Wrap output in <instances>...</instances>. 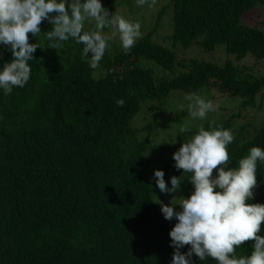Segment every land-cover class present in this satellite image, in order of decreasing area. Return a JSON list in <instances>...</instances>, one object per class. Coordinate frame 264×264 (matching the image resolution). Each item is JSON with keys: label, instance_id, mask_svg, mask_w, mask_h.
Returning <instances> with one entry per match:
<instances>
[{"label": "trees", "instance_id": "obj_1", "mask_svg": "<svg viewBox=\"0 0 264 264\" xmlns=\"http://www.w3.org/2000/svg\"><path fill=\"white\" fill-rule=\"evenodd\" d=\"M257 7L264 8V0H169L130 52L112 48L97 69L89 67L83 45L73 39L49 47L47 20L38 37L29 34V42L40 46L29 61V81L8 95L0 89V264H164L174 248L166 243L170 231L165 232V224L149 234L162 221L156 206L146 203L155 194L144 185L150 140H142L132 123L148 101L177 91L209 98L216 91L243 100L239 113L212 123L234 134L228 167H236L252 146L264 149V120L255 133L237 126L242 111L260 113L257 106H264V71L244 64L248 56L264 61V31L243 19ZM169 8L174 23L170 40L184 49L200 40L208 53L223 45L237 60L224 65L183 61L187 71L173 80H158L141 68V60L169 71L182 65L173 50L154 40ZM11 59L4 48L0 68ZM96 70L105 72L97 77ZM120 99L122 107L116 105ZM157 120L164 122L165 116ZM196 131H186L167 153ZM174 165L164 171V179L171 188V177L181 176L180 190L171 196L187 198L194 190L190 174ZM257 181L254 191L263 190V195L248 203L264 204V163L258 162ZM116 184L125 196L116 197ZM167 222L173 227L177 221ZM258 234L264 235V225ZM252 243L237 248V255L250 254ZM191 260L216 264L195 254Z\"/></svg>", "mask_w": 264, "mask_h": 264}, {"label": "clouds", "instance_id": "obj_2", "mask_svg": "<svg viewBox=\"0 0 264 264\" xmlns=\"http://www.w3.org/2000/svg\"><path fill=\"white\" fill-rule=\"evenodd\" d=\"M136 2L138 6L153 7L157 0ZM261 9L264 8L257 7L250 13ZM45 20L48 21L49 27L52 25V30L44 33L51 42L49 47L57 49L63 42L75 40L83 45V54L88 57V64L92 69L100 66L109 41L115 39L117 33L125 54L130 52L142 35L138 21L126 19L116 11L110 13L101 0H84L83 3L81 0H0V45L6 46L12 55V59L0 68V89H3L6 95L11 94L14 87L23 88L29 81V61L34 59L33 53L40 48L39 44L29 42V34L38 37L41 34L40 26ZM85 21H94L95 28L86 30ZM106 28L113 29L110 35L105 33ZM200 42L195 41L192 46L197 44L200 48ZM189 61L191 60L187 62ZM178 62L182 65L177 66L186 72L187 69L183 65L188 63ZM157 79L174 78L157 76ZM192 93L185 99L190 101L188 110L193 119H204L209 112L217 110L213 101ZM123 105V99L117 100V106ZM259 107L262 113L264 106H257ZM261 113L257 114L254 120L259 126L245 124L242 128L253 133L258 131L264 120ZM161 115L167 117L168 113ZM181 131L186 132L187 129ZM185 132L180 133L170 146L159 149L160 156L169 155L174 159L162 169L153 171L158 159L149 157L153 152L148 156L151 141L146 153L149 178L148 183L144 185L149 184L155 192L153 201L148 199L146 203L156 206L163 221L151 229L149 234L165 224V232L170 231L166 235V243L174 248L169 250L164 264H192L193 254L201 261L212 258L216 264H264V235L258 234L264 225V204L248 203L258 197L254 190L259 186L257 167L258 162L264 163V149L252 146L248 154L238 160L236 167H228V145L234 141V134L230 129L210 123L208 130L199 127L177 151L168 154L167 149L177 146ZM29 138L37 144L35 136L29 135ZM28 146L33 147L30 142ZM172 165L177 170L190 174L188 181L194 189L187 198L179 197L178 204L172 203L175 197L169 204L168 197L180 190L181 176L171 177V188L164 179V171ZM114 190L117 192L116 197L125 196L117 184ZM113 199L117 201L116 198ZM177 205L179 211L175 210ZM173 219L177 222L172 227L167 221ZM87 221L94 225L91 216ZM248 241L254 242L251 253L237 255V248ZM185 246H190L189 250L182 253L181 249Z\"/></svg>", "mask_w": 264, "mask_h": 264}, {"label": "rangeland", "instance_id": "obj_3", "mask_svg": "<svg viewBox=\"0 0 264 264\" xmlns=\"http://www.w3.org/2000/svg\"><path fill=\"white\" fill-rule=\"evenodd\" d=\"M83 3L84 0H81ZM102 5L109 10L110 13H114L115 11L124 16L126 19L131 21H138L141 24V37L137 40L135 45L140 41V39L144 36L146 30H148L154 24L155 17H157L160 11L163 9L164 5H167V0H157L155 6L149 7L148 5L138 6L136 0H101ZM245 25L248 26H258L261 30L264 31V9L257 10L253 13H248L244 17ZM86 30H93L95 28L94 21H85ZM47 30H52V25L50 24V28L46 26ZM105 33L111 34L113 29L106 28L104 29ZM174 33V23H173V8L168 10L164 15L159 33L155 36L154 40L156 43L161 44L168 49H171L175 52L178 61H188L192 59H197L202 62L215 63L219 65H224L227 62H235L237 60L235 55L229 54L223 45H220L215 52L208 53L204 51L202 48H198L197 44L190 47L189 49H184L180 44L175 43L170 40V36ZM6 46L0 45V54H3V50ZM112 48H118L122 50V46L119 40V34L117 33L116 38L109 41V46L107 49V54L109 50ZM88 60V57H86ZM245 65H250L256 69H261L264 71V62L257 61L253 56H248L244 61ZM141 68L145 70H152L154 72L155 78L161 77L166 79H173L175 76L184 72L182 68L177 66L174 72L165 70L163 67L155 64L149 60H141L140 61ZM95 71L96 76H100L105 71L102 70ZM189 94H193L190 92H174L168 98L156 100V101H148L142 105V110L138 114V116L134 119L132 126L134 129L140 132V138L150 139L151 145L149 149L148 156L151 152L152 157L154 159H158L156 164L153 167V171L160 170L163 167L167 166V164L173 161V156L164 155L163 157L159 155V149L164 146H170L175 142L177 136L180 133L185 131H181V129L189 130H198L199 127H205L209 123H215L218 120L223 119V117H227L232 112L239 113L241 110L242 100L240 98L229 99L227 96L221 95L216 91L212 92V96L206 98L203 94L199 93L197 95L201 96L205 100H211L216 105L217 110L214 112H209L204 119L195 118L193 119L189 115L188 105L190 101L185 99V97ZM196 94V93H194ZM227 108V111H223ZM260 109V107H259ZM255 111V112H254ZM168 116L165 117V121H158L157 118L160 114H166ZM261 113V110H260ZM264 113V108L262 110ZM178 114H182L180 117ZM184 114V115H183ZM257 114L259 112L254 109H250V111L245 112L242 111V117L237 121V126L241 127L242 125H256L259 126V123L254 122ZM152 126V129L146 131L145 128ZM175 175V174H172ZM262 191L257 190L255 195L262 194ZM174 197L169 196L168 201L169 204ZM173 204L179 203V197H175L172 201ZM176 211H179V205L175 208Z\"/></svg>", "mask_w": 264, "mask_h": 264}, {"label": "bare ground", "instance_id": "obj_4", "mask_svg": "<svg viewBox=\"0 0 264 264\" xmlns=\"http://www.w3.org/2000/svg\"><path fill=\"white\" fill-rule=\"evenodd\" d=\"M163 51H164V50H163ZM163 83H164V82H163ZM163 83H162V84H163ZM175 83H176V82H175ZM168 88H169V87H168ZM141 96H142V95H141ZM137 98H139V97H137ZM139 99H140V98H139ZM116 105H117V104H116ZM68 110H69V109H68ZM13 123H14V122H13ZM85 174H86V173H85ZM83 184H84V183H83Z\"/></svg>", "mask_w": 264, "mask_h": 264}]
</instances>
